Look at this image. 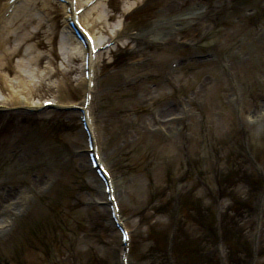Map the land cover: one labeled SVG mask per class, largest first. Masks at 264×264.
<instances>
[{"label": "rangeland", "instance_id": "obj_1", "mask_svg": "<svg viewBox=\"0 0 264 264\" xmlns=\"http://www.w3.org/2000/svg\"><path fill=\"white\" fill-rule=\"evenodd\" d=\"M180 1L182 0L177 2ZM223 1L194 0V3H199V8H202L199 11L200 17L203 16L199 20V39L205 36L206 31L213 30L211 32L215 34H208L204 43L208 44L212 38L220 39L222 48L216 52L217 57L209 58H215L214 61L209 60V62L215 63L199 61L181 69L179 80L184 85L183 90L177 93L171 92L168 86H165L160 88L151 99L136 100V90L150 76L159 74L170 57L167 50L157 52L145 46L144 41H140L130 52L120 54L126 61L124 66L113 76L114 82L118 81L119 85L112 93H109L111 95L109 99L114 103V106H117L115 107L117 113L115 118L107 123L106 154L115 165L117 173L125 175L129 181V193L131 192L130 196L133 202H140L142 205L141 201L145 202L146 199L154 198L155 195L161 196L164 193L168 174H170L169 178L173 177L172 180H181L180 188L184 186L189 189L194 188L191 183V175H197L199 239H202L199 242V264H220L216 253L212 250V245L215 243L220 247H218L219 252L221 251L222 255L228 258L230 264L247 263L254 252L248 247L252 195L259 188L260 181L254 174H251L252 170L243 161L242 151L244 153L255 152L257 158L264 165V116L258 117V122L253 124H235L232 115L233 104L229 102L228 83L224 73L221 72L222 60H218L226 58V69H231L237 78L244 98L245 109L252 114H259V111L264 112V82H261V79L264 80V37H262L264 0H260V6L257 1L244 3L248 8L255 9V11L250 10L246 14L241 13V7L236 4L227 10V4H221ZM191 2V0H184L186 8H190ZM159 3L160 0H154V4H151L154 11H158ZM219 5L223 12L210 16L212 7ZM154 11H151L152 14L149 18H144V23H142L144 26L153 25L152 21L156 20L157 13ZM233 16L237 17L236 21H232ZM38 40L42 42L41 38ZM137 61H145V65H133ZM109 81L111 83V79ZM188 94L199 99V106L192 105L190 110L194 113L191 125L188 124L181 132L176 131V126L173 125V130L167 137L158 132H149L144 128L142 123L144 119L150 121L149 111L157 101L166 98L167 104H170L173 109L171 113L174 114L178 112L177 99ZM169 95H171L170 98H168ZM193 104L196 105V103ZM65 120H67L66 126L70 128L59 130L60 133L65 132L63 135H59L61 138L59 140H64L70 145V148H74L78 144V138L73 130L71 119ZM50 136L53 140L56 137L51 132L42 133L43 144H47L48 148L52 143L48 142ZM13 140H15L14 135L11 136L10 142L5 141L7 147H12ZM118 141L124 145L123 148L120 149L117 146ZM32 150L33 148H30L29 152L14 150L12 157L0 155L7 162H11L7 171L12 179L11 183L18 181L32 184L35 181L33 175L43 165H37V153H30ZM118 153L122 155L124 161L118 157ZM134 154L133 160L127 158ZM72 155L74 156V154ZM54 156L55 154H52L50 157ZM74 157V161L77 162L75 170L79 178H73L70 181L67 188L69 190L68 199H66L67 204L73 206V211L66 209L63 202L56 206V211L61 214L70 213L73 216L70 226L74 233H77L79 229H85L84 224L91 225L90 228H92L100 223L104 228H102V234L98 237V241L79 237L80 241L76 242L77 245H75L74 253L68 264H107L108 244L113 239V233L101 220L100 215L102 214L98 207H93V210L89 209L95 216L94 221L85 215L84 211L87 208L83 206L87 202L89 191L94 194V197L96 196V190L92 189L95 183L92 176L82 167L78 156ZM251 158L256 162L253 157ZM53 160H49L48 157L46 163L50 165ZM198 168L199 173L197 172ZM80 182L84 187L80 186ZM220 183L227 195L224 196V200L220 199V211H222L218 218L214 217L215 221L210 233L209 229L212 224L210 200L215 194V189L221 186ZM133 202L128 197L126 214L130 216L132 224L140 223L143 227H152L156 226L159 220V224L166 222L167 217L165 216L161 219L158 214L154 219L150 214L145 213L143 217L148 221L145 223L146 221L138 216L140 208L132 209ZM39 209L37 202L33 203L29 215L32 216V213L38 212ZM154 221L156 223L153 224ZM163 232L166 233V231ZM11 235L9 234L7 238H10ZM13 235L15 237L14 233ZM0 240L1 242L8 241L3 238ZM15 240L18 241V238H13L10 243ZM63 245L61 242L55 245L52 262L57 259L60 260L59 264H65L63 261H66L67 257L63 258L64 255H67L68 247ZM39 246L38 243L37 246L31 243L25 244L23 252L16 257L17 259L11 256V251L2 253L0 264L3 262L15 264V261L16 264H53L50 259L37 250ZM181 247H185L183 240L180 244ZM151 249L152 247H150ZM142 251L145 254L142 260L147 261V264H165L159 258L156 261L152 259V256L147 258L146 254L149 252L147 246ZM255 251L261 256H259L258 264H264V231L259 247ZM189 257H175L182 261L176 264H194Z\"/></svg>", "mask_w": 264, "mask_h": 264}, {"label": "bare ground", "instance_id": "obj_2", "mask_svg": "<svg viewBox=\"0 0 264 264\" xmlns=\"http://www.w3.org/2000/svg\"><path fill=\"white\" fill-rule=\"evenodd\" d=\"M29 1H37V0H29ZM47 2H45L44 3V5L46 4ZM126 5H128V6H131L132 5V3H126L124 6H123V8L125 9V6ZM130 8V7H129ZM93 10H94V8H93ZM18 13L20 12V13H22V16H23V19H24V23L25 22H27V21H29L30 20V18H25V16H27V15H29L30 13H29V11H30V9H29V6H28V8L26 7V6H21L18 10ZM95 12V13H94ZM106 12H107V9H105V8H103V9H96V10H94V11H90V13H89V15H92V18H94L95 17V19L97 20V21H104V22H101V25H102V27H105V26H107L106 24H110L108 21H109V15L108 14H106ZM18 13L16 12V10H15V12H14V14H13V17H14V19L15 18H17L19 15H18ZM109 16V17H108ZM12 17V18H13ZM120 19H119V17H117V21H119ZM38 24H39V22H38ZM99 28V27H98ZM13 31V30H12ZM99 31H100V37H103L102 35L104 34L101 30H100V28H99ZM1 40V39H0ZM2 42H4V40L3 41H0V43H2ZM5 53H4V55L6 56L7 55V53H6V51H4ZM3 63V61L0 59V64H2ZM15 80V79H14ZM8 82L10 83L9 85H10V87L12 88L11 89V93H10V95H13V94H16L17 93V91H15L14 90V88L13 87H15V86H17L18 85V80H15V82H12L11 80H8ZM19 82L20 83H24L22 80H19ZM22 92V91H21ZM1 94V93H0ZM2 95V94H1Z\"/></svg>", "mask_w": 264, "mask_h": 264}]
</instances>
